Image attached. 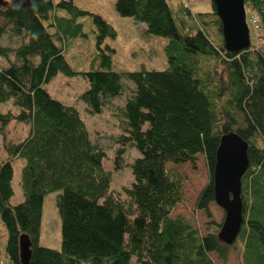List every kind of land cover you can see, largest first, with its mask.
Returning a JSON list of instances; mask_svg holds the SVG:
<instances>
[{
    "label": "trees",
    "instance_id": "trees-1",
    "mask_svg": "<svg viewBox=\"0 0 264 264\" xmlns=\"http://www.w3.org/2000/svg\"><path fill=\"white\" fill-rule=\"evenodd\" d=\"M209 2V12L192 14L185 0L172 10L165 0H115L119 16L145 24L147 34L168 39L163 48L166 70L123 74L111 69L114 50L99 48L115 37L113 28L72 0L0 5V39L9 35L20 40L16 48L0 44V57H14L0 68V103L11 100L17 109L0 112V133L11 121L28 126L22 141L3 146L7 157L0 161V221L6 259L0 255V264H21V235L30 242L28 264H214L211 253L226 260L234 244L218 239L221 225L209 222L201 235L183 216L171 217L183 199V179L169 166L194 165L203 155L209 180L195 209L210 218L216 150L229 132L248 144L249 166L241 180L243 224L236 239L241 263L264 264V51L252 41L247 50L227 51ZM244 5L253 27L264 34V0H244ZM86 15L98 31L96 68L74 72L64 44L80 34L76 20ZM58 73L87 82L79 99L91 115L101 114L122 95V80L133 86L117 115L121 134L114 169L120 168L128 146L139 157L129 165L133 181L122 195L110 188L105 154L93 144L79 112L44 89ZM16 159L24 161L19 173L23 201L11 206ZM52 192H59L60 250L39 245L43 199Z\"/></svg>",
    "mask_w": 264,
    "mask_h": 264
},
{
    "label": "rangeland",
    "instance_id": "rangeland-1",
    "mask_svg": "<svg viewBox=\"0 0 264 264\" xmlns=\"http://www.w3.org/2000/svg\"><path fill=\"white\" fill-rule=\"evenodd\" d=\"M174 9L179 0H165ZM73 4L80 10L93 15L100 16L115 31L114 38H106L99 48L108 45L114 50L112 54L111 69L117 73L123 74L135 71H163L168 65L163 52V48L168 39L165 37L154 36L146 33V25L134 21L130 17H121L114 10L115 0H72ZM192 14L209 12L211 5L209 0H194L189 7ZM59 17L70 18L65 11H57ZM251 12L246 15L247 25L249 27L250 41L261 51H264V34L262 31L253 27ZM248 19L250 22H248ZM81 24V32L76 37H71L64 44L65 58L70 68L74 72H85L96 68L94 59L98 53L96 45L97 29L91 21L90 16H82L76 20ZM252 27V28H250ZM0 44L4 47L16 48L20 40L9 35L0 39ZM10 58V59H9ZM0 57V68L6 67L14 57ZM123 81V92L120 97L112 100L99 115H91L87 112L85 104L79 99L82 93L87 89V82L79 75L65 76L58 73L49 83L44 85L48 94L59 102L75 108L83 122L85 123L93 144L98 146L105 154L103 165L106 170L112 172V182L110 188L113 192L122 195V190L128 188L133 181L129 165L135 158L139 157L138 152L131 146L126 147L120 162V168L114 169L113 160L115 151L118 149L117 139L121 134L119 129L118 114L129 97L133 86L126 80ZM16 113L17 109L9 100L0 103V112ZM28 133V126L16 121L9 122L0 133V161L7 155L4 151L5 143H18L22 141ZM24 161L16 159L12 161L13 196L10 199V205L15 206L23 201V195L19 186V173L23 167ZM170 168L178 172L183 179V199L175 206L171 217L183 216L201 235H205L207 224L214 222L221 225L225 213L215 203L209 205L210 218H207L203 211L195 209V202L200 191L208 183L209 175L206 168L203 155H198L194 165L185 163L181 165H170ZM59 192H52L45 195L43 199L42 219L39 231V245L54 250H60V218L56 205ZM6 232L0 221V255L5 256ZM214 264H242L240 246L235 241L234 246L229 250L226 260H220L214 254H210ZM131 264H134L132 260Z\"/></svg>",
    "mask_w": 264,
    "mask_h": 264
},
{
    "label": "water",
    "instance_id": "water-1",
    "mask_svg": "<svg viewBox=\"0 0 264 264\" xmlns=\"http://www.w3.org/2000/svg\"><path fill=\"white\" fill-rule=\"evenodd\" d=\"M14 0H0V5ZM221 22L224 47L229 52H240L250 47L249 27L246 21L244 0H211ZM248 144L236 133L229 132L220 138L216 150V163L212 182L214 203L225 213L217 237L227 246L235 243L243 224L241 180L249 160ZM30 242L26 235L19 238V260L28 264Z\"/></svg>",
    "mask_w": 264,
    "mask_h": 264
},
{
    "label": "built area",
    "instance_id": "built-area-1",
    "mask_svg": "<svg viewBox=\"0 0 264 264\" xmlns=\"http://www.w3.org/2000/svg\"><path fill=\"white\" fill-rule=\"evenodd\" d=\"M193 1H194V0H185V6H187V5H189V4H192V3H193ZM251 22H252V24H254V23H255V21H254V20H252ZM255 29H257V27H256V26H255Z\"/></svg>",
    "mask_w": 264,
    "mask_h": 264
}]
</instances>
